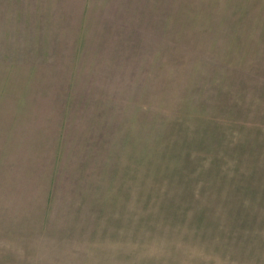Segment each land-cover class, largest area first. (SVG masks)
I'll return each mask as SVG.
<instances>
[{"label":"rangeland","instance_id":"374dc122","mask_svg":"<svg viewBox=\"0 0 264 264\" xmlns=\"http://www.w3.org/2000/svg\"><path fill=\"white\" fill-rule=\"evenodd\" d=\"M0 264H264V0H0Z\"/></svg>","mask_w":264,"mask_h":264},{"label":"trees","instance_id":"16d2710c","mask_svg":"<svg viewBox=\"0 0 264 264\" xmlns=\"http://www.w3.org/2000/svg\"><path fill=\"white\" fill-rule=\"evenodd\" d=\"M142 220H143L144 222H145V220H146L147 222H150L149 219L147 220V217H146V219L144 218V219H142ZM142 223H143V222H142ZM102 233H103L104 235H106L107 237H109L110 239H112V238H116V236H117L116 233L112 234V233L107 232V231H102Z\"/></svg>","mask_w":264,"mask_h":264}]
</instances>
